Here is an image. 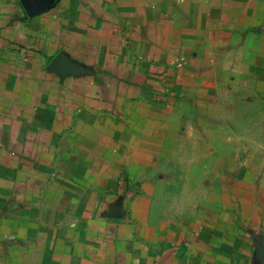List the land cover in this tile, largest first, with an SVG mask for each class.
<instances>
[{
    "label": "crops",
    "instance_id": "crops-1",
    "mask_svg": "<svg viewBox=\"0 0 264 264\" xmlns=\"http://www.w3.org/2000/svg\"><path fill=\"white\" fill-rule=\"evenodd\" d=\"M26 2L0 0V264H264V174L184 176L187 220L157 173L213 147L226 88L264 93V0Z\"/></svg>",
    "mask_w": 264,
    "mask_h": 264
},
{
    "label": "rangeland",
    "instance_id": "rangeland-1",
    "mask_svg": "<svg viewBox=\"0 0 264 264\" xmlns=\"http://www.w3.org/2000/svg\"><path fill=\"white\" fill-rule=\"evenodd\" d=\"M223 97L224 100L218 105L220 120L209 124L212 127L209 128L212 130L209 136L214 139L212 148L206 149L198 145L187 150H171L169 154L162 150L164 160H160V170L157 173L165 180V185L161 188L167 194L161 198L163 207L171 197V200L175 199L172 195L179 194L184 176H191L192 183L195 184L196 179L200 183V175L208 174L209 194H215L217 188L215 174H224L227 178L253 171L263 176L264 93L253 94L248 89L226 88ZM252 142L259 147H252ZM198 200L199 198L196 202ZM195 215L199 213L186 212L182 216L188 220Z\"/></svg>",
    "mask_w": 264,
    "mask_h": 264
},
{
    "label": "clouds",
    "instance_id": "clouds-1",
    "mask_svg": "<svg viewBox=\"0 0 264 264\" xmlns=\"http://www.w3.org/2000/svg\"><path fill=\"white\" fill-rule=\"evenodd\" d=\"M252 147L258 148L259 145L252 142ZM199 193L191 190L183 191L176 199L170 204V211L176 215H183L196 203Z\"/></svg>",
    "mask_w": 264,
    "mask_h": 264
},
{
    "label": "water",
    "instance_id": "water-1",
    "mask_svg": "<svg viewBox=\"0 0 264 264\" xmlns=\"http://www.w3.org/2000/svg\"><path fill=\"white\" fill-rule=\"evenodd\" d=\"M50 0H43L42 4H39V12H42L46 6L49 4ZM25 9L30 13L31 15L37 14L39 12L32 11V8H34V4L30 3V0H27V2L24 4Z\"/></svg>",
    "mask_w": 264,
    "mask_h": 264
}]
</instances>
